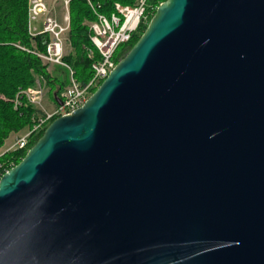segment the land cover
<instances>
[{
  "label": "water",
  "instance_id": "obj_1",
  "mask_svg": "<svg viewBox=\"0 0 264 264\" xmlns=\"http://www.w3.org/2000/svg\"><path fill=\"white\" fill-rule=\"evenodd\" d=\"M0 264H264V0L162 2L1 176Z\"/></svg>",
  "mask_w": 264,
  "mask_h": 264
},
{
  "label": "trees",
  "instance_id": "obj_2",
  "mask_svg": "<svg viewBox=\"0 0 264 264\" xmlns=\"http://www.w3.org/2000/svg\"><path fill=\"white\" fill-rule=\"evenodd\" d=\"M165 1L149 0V5L155 9ZM134 3L135 0H70L67 38L71 52L63 57V62L73 72L76 82L84 85L90 81L91 65L97 59L96 53H93V58L88 57L92 46L87 24L95 21V14L89 4L97 13L109 15L114 4L132 6ZM27 9L28 0H0V151L11 135L30 128L33 119L42 114L27 103L22 92L34 89L38 81L45 87L46 94L50 97L49 102L55 106L60 94L69 86V72L66 69L53 66L52 70L48 71L50 66L35 55L44 53L49 39L45 35L32 37L29 34ZM153 14L154 11L149 21ZM146 26H141L131 42L124 46L127 51L136 43ZM121 56L116 54L115 61L118 62ZM15 100L17 106L14 104ZM42 134L43 132L30 140L25 150L4 154L0 152V176L12 166H16Z\"/></svg>",
  "mask_w": 264,
  "mask_h": 264
},
{
  "label": "built area",
  "instance_id": "obj_3",
  "mask_svg": "<svg viewBox=\"0 0 264 264\" xmlns=\"http://www.w3.org/2000/svg\"><path fill=\"white\" fill-rule=\"evenodd\" d=\"M59 1L62 2V7L65 10L62 23L49 15L46 0H29L27 24L28 32L32 37L45 35L49 39L44 53H36L35 55L50 67L65 68L69 72V86L60 94L59 101L53 109L42 111L40 116L33 119V125L23 134L16 136L13 143L2 154L25 150L30 140L44 132L53 120L69 116L81 108L116 66L117 50L131 42L140 27L148 24L151 13L155 12L158 7L153 9L149 5V0H135L132 6L114 4L112 12L109 15H104L97 13L89 4L95 14V21L90 23L88 27L89 40L92 46V51L89 52L88 57L93 58V53H96L97 59L91 65L92 77L90 81L82 85L74 80L73 72L63 62L66 35L69 31L68 6L70 0ZM40 17H43L42 29L38 32L36 29H32V23ZM22 95L28 104L37 109H42L43 91L40 88L29 89L22 92ZM14 104L17 106V100L14 101Z\"/></svg>",
  "mask_w": 264,
  "mask_h": 264
},
{
  "label": "rangeland",
  "instance_id": "obj_4",
  "mask_svg": "<svg viewBox=\"0 0 264 264\" xmlns=\"http://www.w3.org/2000/svg\"><path fill=\"white\" fill-rule=\"evenodd\" d=\"M47 1V4H48V10H49V15L53 18H55L58 22L62 23L63 22V18H64V15H65V10L64 8L62 7V2L60 3L59 0H46ZM29 2V0H28ZM68 16H69V13H68ZM43 20V17H40L36 22H33L32 23V29H36L37 31H40L41 30V22ZM90 24V23H89ZM89 24H87V27H89ZM69 25H70V18H69ZM86 25V24H85ZM143 33V31L139 34V37L141 36V34ZM71 52V48H70V44H69V40L67 38V35H66V42H65V46H64V57L69 55ZM127 49L122 46L120 47L118 50H117V53L121 58L120 60L127 54ZM64 64L69 68V66L64 62ZM53 67H48V71H51ZM62 68V67H61ZM65 69V68H64ZM40 88L42 91H43V101H42V109L39 108L37 110H39L40 112L42 111H50L53 109V105L52 103L49 102L50 100V97L46 94V89L45 87L43 86V84L39 83L38 81L36 82V86L35 88ZM34 88V89H35ZM29 128L27 129H24L23 131L19 132V133H15L13 135H11L4 143L3 147L1 148V153L4 152L5 150H7V148L13 143V139L18 136V135H21L23 134L24 132H26Z\"/></svg>",
  "mask_w": 264,
  "mask_h": 264
},
{
  "label": "crops",
  "instance_id": "obj_5",
  "mask_svg": "<svg viewBox=\"0 0 264 264\" xmlns=\"http://www.w3.org/2000/svg\"><path fill=\"white\" fill-rule=\"evenodd\" d=\"M41 29H42V26H41ZM39 32V31H38Z\"/></svg>",
  "mask_w": 264,
  "mask_h": 264
}]
</instances>
